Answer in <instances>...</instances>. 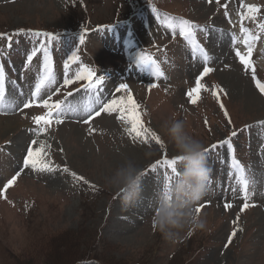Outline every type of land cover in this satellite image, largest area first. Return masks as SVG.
Segmentation results:
<instances>
[{
	"label": "rangeland",
	"instance_id": "1",
	"mask_svg": "<svg viewBox=\"0 0 264 264\" xmlns=\"http://www.w3.org/2000/svg\"><path fill=\"white\" fill-rule=\"evenodd\" d=\"M242 4L260 11L248 18L253 14ZM182 7L186 11L179 13ZM181 20L199 26L193 40L202 52L179 35ZM260 24L264 0H0V33L6 34L0 37L5 91L0 189L21 173L0 194V264H264V94L235 55L237 48L248 51L243 26L248 37H258L250 60L256 78L264 82ZM20 29L25 31L17 34ZM45 41L55 82L24 108L45 60L43 51L31 61L27 57ZM137 54L155 60L163 75L157 76L153 65L137 66ZM205 66L212 71L201 77ZM85 69L95 74L92 88L89 81L76 87L87 81L76 79L78 73L86 75ZM65 76L73 83L65 86ZM197 77L201 87L193 104L186 93L196 87ZM122 83L129 91L117 92ZM49 96L50 104L60 101L76 111L62 116L61 123L53 118L47 131L37 134L44 125L33 117L47 113L40 101ZM129 96L163 146L151 132L147 141L137 138L119 111L95 115L114 98H123L130 108ZM172 117L183 119L189 134L204 144L211 172L207 194L197 205L205 227L185 228L169 241L155 218L158 202L170 194V170L164 164L151 166L178 156L162 127ZM233 131L237 136L230 145L211 149ZM40 144L46 147L38 161L55 170L21 171L28 148ZM129 160L146 174L140 197L125 207L108 181ZM180 168L181 161L177 173ZM238 176L249 180L247 200ZM245 203L250 206L241 211Z\"/></svg>",
	"mask_w": 264,
	"mask_h": 264
},
{
	"label": "snow or ice",
	"instance_id": "2",
	"mask_svg": "<svg viewBox=\"0 0 264 264\" xmlns=\"http://www.w3.org/2000/svg\"><path fill=\"white\" fill-rule=\"evenodd\" d=\"M242 7H245L248 9V12L253 14L252 16H249L248 18H254V14L259 12L260 9L254 5V4H247L244 5L242 4ZM169 27H172L171 23H169ZM179 35L184 37L185 40H188L192 43V47H193V51H197L200 50L201 52L203 51L202 49H200V46L193 40V36H194V30L196 28H198V25L192 24L190 21H186V20H181L179 25ZM259 28L261 31H264V24H260ZM25 30L20 29L18 30V33H22ZM241 31H243L246 35V39L244 41V43L247 45L248 51L247 53H242L239 48H237L235 50V55L236 57L239 59L240 64L245 68V70H249L251 69L252 71V79L255 83L256 88L259 90V92L261 94H264V82H261L259 79L256 78V73L255 70L252 69L251 66V53L253 50V43L255 42V40L258 38L257 36L253 35L251 37H248V33H247V29H244L243 26H241ZM31 35H35V36H40V35H44L47 37H51L52 34L50 33H39V32H34V33H30ZM6 34L4 33H0V37H4ZM175 35V33H174ZM7 40L10 42L9 46L11 44V41L13 39V37L11 35H8ZM81 43H83L84 41V36L82 35L80 37ZM47 43L48 41H45L44 45L41 46V48H34L31 52L30 55H28L27 60L31 61L32 58L34 56H36L37 52L43 51L44 53V68H43V73L40 76L39 81L35 84V90L31 93V98L25 102L23 104L24 108H29L31 107L32 104L36 103L37 97L40 96L41 92L43 90H45L47 87L50 86V83L55 82L54 81V77L52 74V69H51V62L49 59V53H48V48H47ZM205 61H207V54L203 53ZM75 58V53L73 54V59ZM135 63L137 64V66L140 65H153L155 66V74L157 76H162L163 73L160 71L159 67L156 65L155 60H152L149 56L145 55V54H137L135 57ZM67 64L65 65V67L67 68ZM212 69L210 67L205 66L203 68V72L201 73V77L204 76L205 74L211 72ZM86 75L78 73L76 76V79H87L89 81L88 87L92 88L93 85V78H94V73L88 69H85ZM201 77H197V82H196V87L189 90L186 95L190 98L191 102L194 104L196 103V98L194 97V93L198 92L199 88L201 87L200 84V78ZM3 78H4V70L3 67L0 66V102H2L4 100V96H5V91H4V86H3ZM103 81V77H100L98 79L95 80V84L99 85L101 82ZM73 80L67 78V76H65L64 79V85H69L72 84ZM155 85H150V87H154ZM121 90H125V91H129L128 89V85L126 84H121L119 86V88L117 89V92L121 91ZM57 91H59V89H57ZM69 96L72 95L71 92L68 93ZM122 99H112L110 100L108 103L104 104L103 107L100 108V110L98 112H95L96 116H99L102 112L105 113H113V112H117L119 111L122 115H121V119H126L128 122L131 123V129L130 131L132 133L135 134V136L137 138L143 139L145 141L148 140L149 138V133L151 132L150 129L146 128L141 120V115L140 113L137 111V105L135 104V102L132 100L131 96L128 97V102L129 104H131V108H128L126 105H124L122 103ZM51 100V97L49 96L48 99H41V103L43 104L44 107L48 108L47 113H45L44 115H40V116H35L33 117L34 122L37 125H41V122H43L44 126L39 127L36 131L37 134H39L40 132H44L47 131V128L45 126L49 125L52 121L53 118H55V122L56 123H61L62 120L60 119L62 116L66 115L68 112L71 111H76L75 108H73L72 106L68 105V106H62L60 101H55L53 103H49V101ZM221 107H223V105H221ZM88 113L91 112V109L87 110ZM225 115L227 116V112H225ZM91 115H89V119H91ZM85 123H88V120H85ZM229 123H231V121L229 120ZM237 136V132L233 131L230 134V137L217 142V144H213L211 145V149L214 150L218 147V145H230L231 144V137H235ZM151 138L153 140H155V142H157L158 144L163 146V141L160 139V137L155 134L154 132H151ZM38 141L37 140H33L32 144H37ZM46 145L44 144H40L39 148L33 149L32 147H29L27 150V155L25 156L24 160H23V168L21 169V171H23L24 169H33V170H37V171H47V172H52L55 170V168L47 162H42V161H38L37 157L41 155V153L43 152V150L45 149ZM205 151H208L207 149ZM46 155V153H44ZM182 160V157L177 156L171 159L165 158L162 161H157L156 164H153L151 167L153 169L156 168V165L158 164H164L167 166V168L170 170V175L168 177H166V179L168 180V187H170L171 183H172V175H177L178 173L176 172V168H177V164L179 161ZM236 168L240 171H242V169L240 168L239 162H236ZM65 172L68 171L67 168L64 169ZM20 172H17L16 175L12 176L11 179L7 180V182L4 184L3 189H0V194L3 193L4 190L8 189L9 186L13 185L14 182L17 180V177L20 175ZM146 173H143V175H145ZM72 175L75 177L76 174L72 173ZM239 178V176H238ZM79 180H83V177H78ZM239 182L241 185V190L244 193L245 196V200H247L248 197V186H249V180L245 177V178H239ZM168 199V197L166 196V200ZM250 205L248 203H245L242 208L241 211H243L244 209L248 208ZM226 208L231 207V204H226L225 205ZM196 211L199 213L200 208L197 207ZM236 235V229H233L231 235L229 236V243L231 242V239L233 236Z\"/></svg>",
	"mask_w": 264,
	"mask_h": 264
},
{
	"label": "clouds",
	"instance_id": "3",
	"mask_svg": "<svg viewBox=\"0 0 264 264\" xmlns=\"http://www.w3.org/2000/svg\"><path fill=\"white\" fill-rule=\"evenodd\" d=\"M182 157L181 168L173 177L170 194L158 202L156 226L164 239L174 241L180 231L204 228L205 220L196 211L198 203L207 194L210 168L207 166L204 144L189 134L185 121L172 117L162 126ZM143 170L129 160L116 168L108 186L114 190L125 207L131 206L143 191Z\"/></svg>",
	"mask_w": 264,
	"mask_h": 264
},
{
	"label": "bare ground",
	"instance_id": "4",
	"mask_svg": "<svg viewBox=\"0 0 264 264\" xmlns=\"http://www.w3.org/2000/svg\"><path fill=\"white\" fill-rule=\"evenodd\" d=\"M260 65V64H259ZM263 65V64H262ZM260 67H261V65H260ZM264 68V67H263Z\"/></svg>",
	"mask_w": 264,
	"mask_h": 264
}]
</instances>
